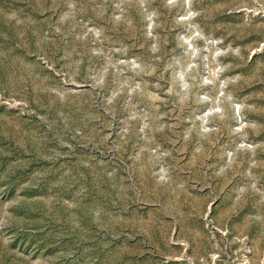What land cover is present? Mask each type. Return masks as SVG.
I'll return each instance as SVG.
<instances>
[{"label":"rangeland","instance_id":"1","mask_svg":"<svg viewBox=\"0 0 264 264\" xmlns=\"http://www.w3.org/2000/svg\"><path fill=\"white\" fill-rule=\"evenodd\" d=\"M0 264H264V0H0Z\"/></svg>","mask_w":264,"mask_h":264}]
</instances>
